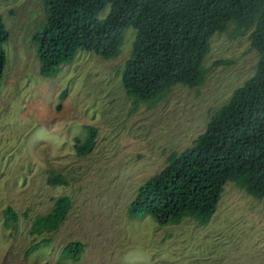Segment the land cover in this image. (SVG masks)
<instances>
[{"label":"rangeland","instance_id":"374dc122","mask_svg":"<svg viewBox=\"0 0 264 264\" xmlns=\"http://www.w3.org/2000/svg\"><path fill=\"white\" fill-rule=\"evenodd\" d=\"M7 30L0 76V264H264V195L254 197L232 180L215 209L198 224L190 217L158 224L148 214L129 217L137 186L203 130L209 115L252 72L257 52L248 30L229 22L215 31L202 58L197 85L175 83L153 103L134 108L119 78L132 29L116 55L79 50L52 76L38 71L32 33L45 18L41 0H0ZM95 129L91 149L78 155L73 137ZM65 183L50 184V172ZM70 206L57 228L29 234L30 218L55 196ZM17 220L2 225L3 207ZM25 213V214H24ZM49 241L24 254L33 241ZM78 240V258L58 260Z\"/></svg>","mask_w":264,"mask_h":264},{"label":"trees","instance_id":"16d2710c","mask_svg":"<svg viewBox=\"0 0 264 264\" xmlns=\"http://www.w3.org/2000/svg\"><path fill=\"white\" fill-rule=\"evenodd\" d=\"M41 1L45 18L31 39L42 76H52L79 50L104 58L116 55L124 30L131 27L129 54L121 64L119 78L133 108L139 102L153 103L175 83L200 84L207 72L202 58L211 35L229 22L234 24V34L248 30L249 44L257 52L251 74L213 110L189 145L171 151L163 166L137 186L127 214H148L158 224L175 223L183 217L201 224L214 211L227 180L254 197L264 195V0ZM6 38L0 16V76ZM85 128L83 137H73L78 155L93 145L95 129ZM46 181L65 183L52 171ZM69 206L68 195L55 196L46 211L30 218L28 233L55 230ZM2 211V225L17 220L9 205ZM49 239L43 236L31 242L24 254ZM82 245L78 240L68 241L58 260L78 258Z\"/></svg>","mask_w":264,"mask_h":264}]
</instances>
